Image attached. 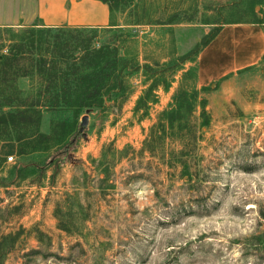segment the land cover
Instances as JSON below:
<instances>
[{"label":"rangeland","instance_id":"obj_1","mask_svg":"<svg viewBox=\"0 0 264 264\" xmlns=\"http://www.w3.org/2000/svg\"><path fill=\"white\" fill-rule=\"evenodd\" d=\"M108 3L113 24L125 26L134 19L119 0ZM142 3L140 14L145 7L153 26L128 30L138 35L139 45L145 42L141 53L151 62L167 56L194 60L219 26L264 22V5L249 9L245 0ZM196 6L193 22L158 24L182 18L181 8L189 10L184 17L190 18ZM18 16L26 26L44 25L39 0H0V22ZM117 32L116 27L99 29L96 47L111 43ZM196 66L187 62L184 68ZM182 72L168 92L159 91L146 119L134 114L144 89L141 74L131 78L132 94L121 108L83 111L71 143L48 161L60 158L59 163L49 167L32 193L16 171L43 157L5 159L0 168V264H264V65L236 84L241 90L235 99H214L219 84L202 92L211 122L200 131L189 157L191 182L180 178V169L166 167L160 156L139 153L149 128L169 107ZM70 114L47 112L43 125L47 129L53 119L70 121Z\"/></svg>","mask_w":264,"mask_h":264},{"label":"trees","instance_id":"obj_2","mask_svg":"<svg viewBox=\"0 0 264 264\" xmlns=\"http://www.w3.org/2000/svg\"><path fill=\"white\" fill-rule=\"evenodd\" d=\"M99 1L109 4L112 18V5L108 0ZM143 1L119 0L124 11H128V17L134 18L126 21L125 26L0 27V142H16L18 158L35 154L43 157L37 163L21 165L16 171L18 180L41 182L49 167L60 158L51 163H48L49 159L68 146L78 132V116L83 111L108 105L121 108L132 94L130 82L134 75H142L144 89L136 101L134 114L143 120L149 116L150 108L158 103L159 91L168 92L180 71L183 72L172 101L149 128L139 153L141 156H160L166 167L180 169L182 180H193L189 157L201 140L200 131L211 122L207 100L201 96L210 88L198 86L197 66L184 68L187 62L197 63L198 57L194 60L181 57L179 61V58L167 56L162 62H151L142 56L141 51L144 54L147 45L145 42L139 45L138 35L132 34L128 28L153 26L154 23L148 20L152 14L145 7L140 14ZM245 1L249 9L264 5V0ZM194 10L187 18L184 16L189 10L181 8L182 18L173 16L158 24L172 26L193 22L198 7ZM234 23L264 22L225 24ZM114 27L118 32L112 42L96 47L99 29L111 30ZM221 27L207 38L196 51V56L213 41ZM21 78L29 80L27 90L18 87ZM199 109L201 112L197 117ZM47 112H68L72 119H53L46 129L43 123ZM3 162L6 160L0 157V168Z\"/></svg>","mask_w":264,"mask_h":264},{"label":"crops","instance_id":"obj_3","mask_svg":"<svg viewBox=\"0 0 264 264\" xmlns=\"http://www.w3.org/2000/svg\"><path fill=\"white\" fill-rule=\"evenodd\" d=\"M39 5L40 16L44 19L46 27L102 28L113 24L109 4L99 0H39ZM20 19L21 17L18 16L16 19L0 22V27H25L26 22L21 23ZM263 65L264 23L225 24L213 41L199 54L198 86L211 88L219 84V87L213 91L214 99L225 101L235 99L241 90V86L236 88V84L242 85L248 74L257 72ZM18 83L22 90L29 88L28 79L21 78ZM10 156H17V143L0 142V157L7 159ZM24 183L26 189L30 188L28 192L32 193L31 189L35 187V183L31 181ZM21 184H17L18 188L22 187ZM37 187L39 190L45 188L38 185Z\"/></svg>","mask_w":264,"mask_h":264},{"label":"built area","instance_id":"obj_4","mask_svg":"<svg viewBox=\"0 0 264 264\" xmlns=\"http://www.w3.org/2000/svg\"><path fill=\"white\" fill-rule=\"evenodd\" d=\"M7 160H8V162L13 161L14 160V157L13 156H10V157L7 158Z\"/></svg>","mask_w":264,"mask_h":264}]
</instances>
